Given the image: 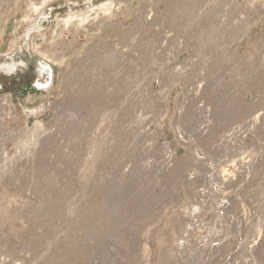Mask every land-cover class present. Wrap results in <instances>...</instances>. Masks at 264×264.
I'll use <instances>...</instances> for the list:
<instances>
[{"label":"rangeland","instance_id":"rangeland-1","mask_svg":"<svg viewBox=\"0 0 264 264\" xmlns=\"http://www.w3.org/2000/svg\"><path fill=\"white\" fill-rule=\"evenodd\" d=\"M0 264H264V0H0Z\"/></svg>","mask_w":264,"mask_h":264},{"label":"bare ground","instance_id":"bare-ground-1","mask_svg":"<svg viewBox=\"0 0 264 264\" xmlns=\"http://www.w3.org/2000/svg\"><path fill=\"white\" fill-rule=\"evenodd\" d=\"M39 23V19H37V21H36V24H38ZM37 26V25H36ZM240 160V159H239ZM239 163H240V161H239ZM237 164H238V162H237ZM239 165V164H238Z\"/></svg>","mask_w":264,"mask_h":264}]
</instances>
